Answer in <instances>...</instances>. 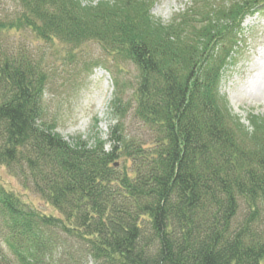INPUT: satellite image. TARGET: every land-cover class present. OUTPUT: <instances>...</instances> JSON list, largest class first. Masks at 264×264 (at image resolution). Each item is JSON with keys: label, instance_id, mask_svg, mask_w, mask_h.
<instances>
[{"label": "trees", "instance_id": "trees-1", "mask_svg": "<svg viewBox=\"0 0 264 264\" xmlns=\"http://www.w3.org/2000/svg\"><path fill=\"white\" fill-rule=\"evenodd\" d=\"M10 1L17 9L0 15V167L58 215L0 183V264H264V116L249 130L218 89L240 56L241 20L263 13L264 0H208L167 25L148 0ZM24 32L74 49L95 43L115 68L133 66L132 81L114 75L106 142L70 145L56 133L41 60L5 44Z\"/></svg>", "mask_w": 264, "mask_h": 264}, {"label": "rangeland", "instance_id": "rangeland-1", "mask_svg": "<svg viewBox=\"0 0 264 264\" xmlns=\"http://www.w3.org/2000/svg\"><path fill=\"white\" fill-rule=\"evenodd\" d=\"M108 1L110 0H81L86 6ZM206 1L208 0H148L151 6L149 14L155 22L167 25L175 17L190 11L194 5L205 4ZM209 2L211 5L219 4V0ZM15 9L14 2L3 0L0 15L11 16ZM263 13L245 16L241 20V38L244 42L238 48L240 56L238 55L233 66L226 69L218 88L228 111L247 128L250 118L264 116ZM224 24L230 26L232 23L220 25L224 27ZM5 44L13 50L23 49L32 59L41 60L48 75L43 106L48 117L55 120L56 133L66 143L74 145L79 141L91 146L96 140L107 141L110 128L117 120L109 109L114 92L113 78L117 70L121 69L119 79L132 81L136 75L132 65L118 62V68H115L114 61L104 55L95 43L74 49L60 43L40 42L24 32L10 34ZM124 126L127 131H138L136 121L129 118ZM108 147L107 144L106 149ZM0 183L13 190L34 209L46 215H58L38 196L22 189L19 182L1 167Z\"/></svg>", "mask_w": 264, "mask_h": 264}]
</instances>
